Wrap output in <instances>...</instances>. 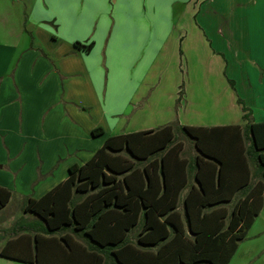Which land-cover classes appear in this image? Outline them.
Returning <instances> with one entry per match:
<instances>
[{
  "label": "crops",
  "instance_id": "obj_1",
  "mask_svg": "<svg viewBox=\"0 0 264 264\" xmlns=\"http://www.w3.org/2000/svg\"><path fill=\"white\" fill-rule=\"evenodd\" d=\"M32 1L17 27L15 7L0 8V187L12 192L0 217L19 207L14 221L0 219L2 230L23 216L30 218L22 211L26 201L41 199L66 181L72 166L89 162L111 137L175 123L244 125L243 119L182 124L178 110L174 118L169 113L174 104L163 105L158 98L170 88V101L180 95L177 107L183 105L178 66L169 73L167 65L170 55L179 63L189 57L190 28L198 45L210 40L207 33L213 35L214 58L226 64L232 59L244 69L259 63L264 58V0ZM77 42L93 43V48L87 53ZM97 129L103 133L94 136ZM179 140L187 158L196 154L191 140ZM157 190L151 204L172 207V197L160 199L162 185ZM189 190L177 201L180 222H185Z\"/></svg>",
  "mask_w": 264,
  "mask_h": 264
},
{
  "label": "trees",
  "instance_id": "obj_2",
  "mask_svg": "<svg viewBox=\"0 0 264 264\" xmlns=\"http://www.w3.org/2000/svg\"><path fill=\"white\" fill-rule=\"evenodd\" d=\"M75 46L88 53L93 43ZM238 103L244 125L177 124L109 138L66 181L26 201L30 218L0 228V256L25 264H230L264 209V122ZM180 137L192 141L194 156H185ZM159 185L160 199L175 201L168 209L150 202ZM11 198L0 187V211Z\"/></svg>",
  "mask_w": 264,
  "mask_h": 264
},
{
  "label": "rangeland",
  "instance_id": "obj_3",
  "mask_svg": "<svg viewBox=\"0 0 264 264\" xmlns=\"http://www.w3.org/2000/svg\"><path fill=\"white\" fill-rule=\"evenodd\" d=\"M32 4V0H0L1 9L15 7L13 10L15 27L22 23L26 8H31ZM199 20L204 23L201 19ZM207 22L210 21L207 19ZM188 25L193 26L194 21L191 20ZM2 26L1 17L0 28ZM194 34L195 31L190 28L189 36L192 38L189 41L190 44L185 45V48L188 49L189 57L187 59L183 57L179 63L172 55L168 58L169 73L173 71L175 66H178V75L183 91L182 106L177 107L176 102L181 98L180 95L174 96L170 101V88L167 90L168 93L158 98L163 105H166L168 101L174 104V108L169 112L172 118L175 117L178 110L182 124L210 125L224 120L242 123V110L238 103V99L241 98L250 107L258 123L264 122V58H258L260 59L259 63L249 64L245 69L236 63H232V59H230L229 64H226L220 58H214L211 47L213 38L210 37L213 35L207 33L211 41L207 40L206 43L201 42L198 45ZM214 44L215 42L212 41L213 47ZM225 73L234 81L235 91L230 82L223 78L222 75ZM248 77L250 78L248 79ZM186 99H188L187 102H185ZM161 114L164 115L163 112H160ZM18 215L19 207H13L5 212L0 219L14 221ZM0 264L24 263L0 256ZM230 264H264V212L251 232L249 231L247 238L240 243L239 249Z\"/></svg>",
  "mask_w": 264,
  "mask_h": 264
}]
</instances>
